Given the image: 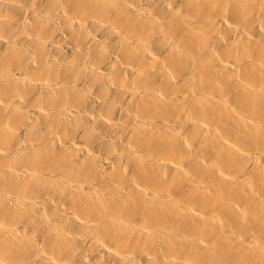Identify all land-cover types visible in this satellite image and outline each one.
<instances>
[{
	"label": "bare ground",
	"instance_id": "obj_1",
	"mask_svg": "<svg viewBox=\"0 0 264 264\" xmlns=\"http://www.w3.org/2000/svg\"><path fill=\"white\" fill-rule=\"evenodd\" d=\"M0 264H264V0H0Z\"/></svg>",
	"mask_w": 264,
	"mask_h": 264
}]
</instances>
